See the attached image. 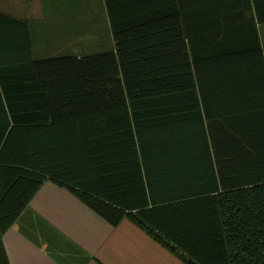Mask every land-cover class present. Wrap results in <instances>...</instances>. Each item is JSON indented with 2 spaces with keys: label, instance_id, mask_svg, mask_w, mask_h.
Masks as SVG:
<instances>
[{
  "label": "trees",
  "instance_id": "obj_1",
  "mask_svg": "<svg viewBox=\"0 0 264 264\" xmlns=\"http://www.w3.org/2000/svg\"><path fill=\"white\" fill-rule=\"evenodd\" d=\"M104 2L114 48L80 57L33 59L27 23L0 12V264L47 179L182 264H264V160L222 167L205 108L262 0Z\"/></svg>",
  "mask_w": 264,
  "mask_h": 264
},
{
  "label": "crops",
  "instance_id": "obj_2",
  "mask_svg": "<svg viewBox=\"0 0 264 264\" xmlns=\"http://www.w3.org/2000/svg\"><path fill=\"white\" fill-rule=\"evenodd\" d=\"M0 12L27 23L33 59L114 48L104 0H0ZM256 32L235 33L250 42L239 44L235 67L220 65L205 99L224 168L264 160V22ZM220 34L231 36L227 28ZM3 247L9 264H182L127 219L110 226L49 179L4 234Z\"/></svg>",
  "mask_w": 264,
  "mask_h": 264
}]
</instances>
